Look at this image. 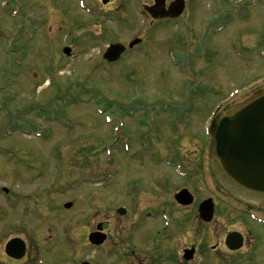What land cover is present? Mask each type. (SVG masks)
Masks as SVG:
<instances>
[{"label": "rangeland", "instance_id": "obj_1", "mask_svg": "<svg viewBox=\"0 0 264 264\" xmlns=\"http://www.w3.org/2000/svg\"><path fill=\"white\" fill-rule=\"evenodd\" d=\"M102 1L87 0L90 15L78 0H22L14 20L15 5L0 0V264L7 263L4 248L13 236L28 242L31 264L42 251L43 264H80L92 257L96 264H126V253L152 254L183 219L177 213L173 223L168 215L166 221L149 220L142 208L146 191L157 189L159 181L162 191L170 186V160L176 158L167 156L171 140L188 166L216 108L264 77L258 55H264V1L244 7L247 15L220 35L201 28L213 14L202 10L209 0L195 2L196 15L188 23L182 19V32L148 30L136 0ZM214 21L216 27L220 21ZM136 39L142 45L118 65L103 59L110 44ZM67 47L75 58L63 54ZM98 107L112 120L122 117L125 129L114 130L117 120L106 124ZM139 107L144 113L124 115ZM186 138H198L199 144ZM68 203L73 207L65 210ZM119 207L129 214L121 216ZM236 216L264 246L263 228ZM100 223L109 229L110 242L94 248L88 235ZM183 226L178 250L187 243ZM33 229L38 242L28 235ZM164 242L170 245V239Z\"/></svg>", "mask_w": 264, "mask_h": 264}, {"label": "flooded vegetation", "instance_id": "obj_2", "mask_svg": "<svg viewBox=\"0 0 264 264\" xmlns=\"http://www.w3.org/2000/svg\"><path fill=\"white\" fill-rule=\"evenodd\" d=\"M196 1L197 0H143L141 2L143 12L148 7L156 8L155 13L157 14H161L164 11V14L168 11H172L173 14H176L178 8L181 9L182 7L184 10L181 16L177 19L165 18L155 21L150 18L151 20L149 21L147 28L153 29L164 27L169 30H183L184 27L180 25L182 19H186V23H188L189 19L196 15V10L194 9ZM199 1L201 0H198V2ZM209 1L210 5L209 3L205 4L206 8H203L202 10L205 13L214 10L217 12L216 17L218 18L227 16L228 12L231 13L228 16H239L242 12L240 0L230 3H228L227 0ZM215 8H217V11ZM145 13L146 12H144V14ZM145 16L148 18L150 17L147 13ZM231 106L232 104H229L227 107L230 108ZM183 140L193 145L199 144L197 138H186ZM203 148L204 146H201L200 149H195L190 152V164L186 166L187 179L179 181L175 177L169 178L168 184L170 186L167 189L162 191L161 188L160 193H155L157 191L155 188L151 191H146L144 196L142 195V208L146 210V215L149 214V220L154 221L156 218H159L162 212L169 216L171 222L173 215L179 213L183 216V219L180 220L179 228V221L176 220L177 230L172 238L166 237L164 239V241L166 239H172L174 244H170L169 249H167V243L165 242V244L164 241H162L161 245L150 255L143 254L131 256L126 253L124 257H121L124 263L183 264V253L185 250H192L193 255H187L188 261L185 262L186 264H264V251H261L264 246L260 241H257V238L250 231L249 224L236 216L237 214H241L240 212L242 210L239 212V209H244L245 211H243L246 213L245 215H247V217H250L251 215L255 216V221L252 225L258 224L264 230V209L240 203V200L234 198L224 187H222L210 167V163L208 162L205 153L207 152L205 150L206 148ZM175 155L177 156V152ZM179 161L184 165L183 158L179 157ZM194 164L197 167L196 170L192 169ZM193 179H196L197 185H191ZM177 181L180 182L179 186ZM150 182L151 181H149V183ZM159 185H161V183ZM151 186H153V184H151ZM182 190H187L189 193L186 201H190L191 204H180L176 201L177 197L175 200V196ZM158 198H162V200H159ZM183 201L185 200H181L182 203ZM205 202L213 204L214 213L211 222L203 221L200 215V207ZM193 215L196 217L195 220L193 219ZM259 220L261 223L257 222ZM184 223L186 224L187 234H185V237L187 243L184 247L178 250L177 232L178 230H181L185 233L183 226ZM231 233L239 234L237 235L239 236L238 241H240L242 245L239 250H231L227 246L226 240ZM107 235V242H110L109 233H107ZM257 245H260L259 249L256 248ZM163 247L164 250H162ZM11 261L17 264H31L33 261V255L30 254L29 245L27 244V253L22 260Z\"/></svg>", "mask_w": 264, "mask_h": 264}, {"label": "water", "instance_id": "obj_3", "mask_svg": "<svg viewBox=\"0 0 264 264\" xmlns=\"http://www.w3.org/2000/svg\"><path fill=\"white\" fill-rule=\"evenodd\" d=\"M138 43L137 40L130 47ZM125 50L123 45H111L104 58L117 62ZM65 53L69 55L70 50ZM209 135L213 168L221 183L240 198L264 207V90L214 119ZM89 240L99 246L105 236L92 234ZM6 252L20 258L24 252L22 242L11 241Z\"/></svg>", "mask_w": 264, "mask_h": 264}]
</instances>
